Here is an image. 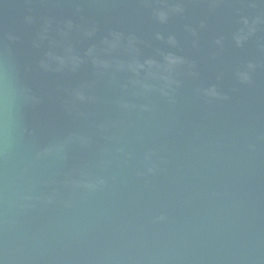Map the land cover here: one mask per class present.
Masks as SVG:
<instances>
[{
  "label": "water",
  "instance_id": "water-1",
  "mask_svg": "<svg viewBox=\"0 0 264 264\" xmlns=\"http://www.w3.org/2000/svg\"><path fill=\"white\" fill-rule=\"evenodd\" d=\"M0 264H264V0H0Z\"/></svg>",
  "mask_w": 264,
  "mask_h": 264
}]
</instances>
